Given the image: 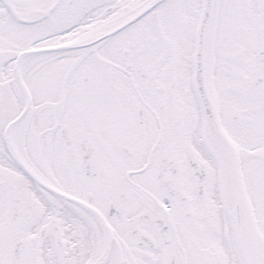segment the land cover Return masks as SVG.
I'll return each mask as SVG.
<instances>
[{"label": "snow or ice", "instance_id": "snow-or-ice-1", "mask_svg": "<svg viewBox=\"0 0 264 264\" xmlns=\"http://www.w3.org/2000/svg\"><path fill=\"white\" fill-rule=\"evenodd\" d=\"M0 264H264V0H0Z\"/></svg>", "mask_w": 264, "mask_h": 264}]
</instances>
